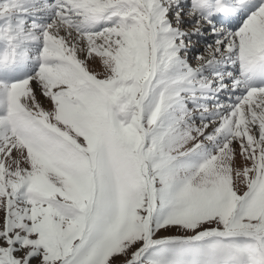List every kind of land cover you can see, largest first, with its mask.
<instances>
[{
	"label": "snow or ice",
	"instance_id": "6c2138e0",
	"mask_svg": "<svg viewBox=\"0 0 264 264\" xmlns=\"http://www.w3.org/2000/svg\"><path fill=\"white\" fill-rule=\"evenodd\" d=\"M0 264H264V0H0Z\"/></svg>",
	"mask_w": 264,
	"mask_h": 264
},
{
	"label": "rangeland",
	"instance_id": "374dc122",
	"mask_svg": "<svg viewBox=\"0 0 264 264\" xmlns=\"http://www.w3.org/2000/svg\"><path fill=\"white\" fill-rule=\"evenodd\" d=\"M194 43H195V42H194ZM201 44L203 45V43H195V48H196V49H203V47H202V48H198ZM194 55H195V53H193V56H194ZM192 63H193V65H195V60H193Z\"/></svg>",
	"mask_w": 264,
	"mask_h": 264
},
{
	"label": "bare ground",
	"instance_id": "6f19581e",
	"mask_svg": "<svg viewBox=\"0 0 264 264\" xmlns=\"http://www.w3.org/2000/svg\"><path fill=\"white\" fill-rule=\"evenodd\" d=\"M202 47H204V45L201 44L198 48H202Z\"/></svg>",
	"mask_w": 264,
	"mask_h": 264
}]
</instances>
